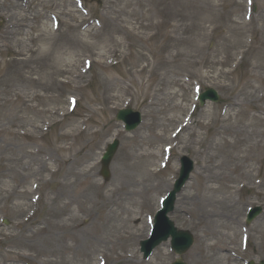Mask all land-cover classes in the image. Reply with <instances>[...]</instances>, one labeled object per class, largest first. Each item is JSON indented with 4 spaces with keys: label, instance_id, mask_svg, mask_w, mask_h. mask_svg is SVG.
Masks as SVG:
<instances>
[{
    "label": "rangeland",
    "instance_id": "rangeland-1",
    "mask_svg": "<svg viewBox=\"0 0 264 264\" xmlns=\"http://www.w3.org/2000/svg\"><path fill=\"white\" fill-rule=\"evenodd\" d=\"M124 1L81 0L80 4L78 0H0V34L5 25L4 13L15 3L30 11L28 22L38 27L35 34L41 33L38 41L30 42L19 30L10 44L0 45V264L60 261L96 264L97 254H104L105 264H169L177 257L169 240L158 245L147 260L142 257L139 242L148 236L147 218L153 217L159 197L171 189L178 175L179 159L184 155L193 160L194 169L169 214L178 229L188 230L194 237L193 244L181 256L183 260L187 264H261L264 262V146L261 148L264 0H155L151 10L153 25L140 30V34L123 33L121 28H129L126 21H135L130 14L132 9L141 21L152 0H130L129 6ZM76 7L88 13L89 25L99 32L97 37L83 35L82 28L74 26L80 16ZM106 7L117 14L121 9L124 22L120 25L110 22L113 14H105ZM64 8L71 14L62 13ZM51 13L60 19L58 28L51 22ZM34 14L39 16L32 19ZM176 36L186 39L172 47ZM111 39L121 45L108 52ZM19 40H25L36 51H26ZM89 53L92 63L88 67L83 58ZM69 60L74 62L73 66H66ZM144 64L145 69L139 71ZM76 68L78 74L71 75ZM198 87L214 88L219 101H206L199 106L195 101ZM70 95L77 98L73 111L68 109ZM178 104L180 107L174 110ZM124 107L141 114V123L130 132L123 129L121 121L115 120L117 110ZM192 109L195 120L192 127L200 135V144L191 143L194 135L186 131L169 152L166 167L150 178L140 168L130 166L137 160L135 156L131 158L129 148L133 138V153H139V148L148 151L151 145L156 155L146 166L154 171L159 169V161L167 156L164 152L162 157V146L171 141L164 138L143 145L141 138L158 133L168 136ZM208 112L212 113L210 118ZM223 118L226 120L222 121ZM199 121L205 123L203 128L197 126ZM63 132L73 136L63 141ZM113 138L119 140V146L109 165L110 178L104 181L99 174V159ZM224 140L234 145L220 148ZM37 148L51 155L54 162H50V167L57 171L40 172L36 179L38 188L33 191L35 181L25 177L24 168L30 159L27 151ZM85 153L88 161L84 163L81 158ZM74 159L81 160L74 170L83 173L91 169L94 180L101 185L100 193L113 198L121 192L124 198V210L113 204L115 216L105 229L104 242L99 244L95 255L92 241L83 238L47 241L34 234L37 228L46 227L58 235L63 230L57 224L73 222L69 210L57 213L64 200L57 204L53 196ZM222 162L225 165L220 169L208 171ZM199 170L205 175L229 176L213 184L224 190L203 193L210 211L223 199L227 205L235 204L230 208L236 222L230 224L224 217L214 218L215 235L205 234L203 224L199 227L190 216L188 208L192 202L184 199L183 207L178 208L184 195L196 193L197 183H203L204 178L197 177ZM82 181L78 179L68 188V197L82 198L91 208L90 215L103 221L110 205L100 210L103 194L83 189ZM24 190L29 191L26 200L21 194ZM257 205L263 211L245 224L248 207ZM50 207L55 213L47 221ZM72 209L79 214L76 205ZM80 220L86 222L87 218L82 216ZM242 229H248L250 234L246 249L239 242ZM115 231L128 238L114 246L112 241H106V236ZM223 234L228 237L229 241L225 239L228 247L234 248L241 260L230 263L232 260L220 258V253L213 255L209 245L215 239L211 237ZM231 235L234 242L232 237L229 239Z\"/></svg>",
    "mask_w": 264,
    "mask_h": 264
},
{
    "label": "bare ground",
    "instance_id": "bare-ground-1",
    "mask_svg": "<svg viewBox=\"0 0 264 264\" xmlns=\"http://www.w3.org/2000/svg\"><path fill=\"white\" fill-rule=\"evenodd\" d=\"M108 0H105V3H107ZM156 1L152 0V5L151 8H147L144 13H142L141 17L142 20L144 21H139L136 17V12L134 9L130 10V14L134 15V22L132 21H126L125 23H127L129 25V28L126 27H122L118 26L117 30H119L121 28V31L123 33L128 32L129 34H131V32L134 33V31L137 34L142 33L140 30H146L152 27V20L154 17V14L151 13V10L153 9V5ZM124 5L125 6H129L131 5V1L130 0H125L124 1ZM143 6V4H142ZM73 11V10H72ZM78 12H80V10L77 9ZM105 14L109 15L110 13L113 14V16H111L112 19H110V22H112L115 25H118L121 22H124L122 20V15H123V11L121 9H119V12L117 14L116 11L112 10L110 7H106L105 8ZM62 13H65L66 15L71 14L70 10H62ZM30 11L26 12V10L21 8V5L19 4H12V6L10 7V9L8 10V12L4 13V20H5V25L1 31L0 34V45L2 46H7L8 44H10L11 41L14 40L15 36L18 34V31H22L24 33V37L26 39V41H30V42H36L38 41V39L41 37V33L35 34L34 32L36 30H38L36 28V26L31 25L28 20H30ZM35 16L32 17V19L36 18L37 16H39L38 14H34ZM109 18V17H108ZM76 25L74 24L75 27H81L82 29H80V31H82L83 35L86 36H90V35H94V37H97L99 32L97 30H95L91 25H88V18L84 17L81 13L80 16L77 18L76 20ZM120 25V24H119ZM125 26V25H122ZM176 26V25H175ZM177 30V28H175ZM114 31H116L114 29ZM140 36V35H139ZM145 37H150V35H147ZM79 38V37H78ZM186 38L181 37V36H176L174 38L172 47L180 44L181 42L185 41ZM18 41V40H17ZM19 42L21 43V46L23 47V49H25L26 51H31L34 52L36 50H33L32 47H30V45H27V43L25 42V40H19ZM111 44L108 47L107 51H115V49L117 48V46L121 45L120 41L118 40H114L111 39ZM1 51V49H0ZM114 53V52H112ZM91 55V53H89L87 56L89 57ZM42 56V55H40ZM25 60H28L27 58H25ZM73 66L74 62L72 60H69L68 63H66V66ZM147 64H144L143 66L140 67L139 71H143L145 69ZM78 68H76L75 71H72L70 74L73 76H76L78 74ZM153 70V69H152ZM151 70V71H152ZM66 72V71H65ZM232 106V104H231ZM178 107H180V104L175 105L173 107V109H178ZM207 116L210 118L212 116V113L208 112ZM226 118H223L222 121H225ZM259 122H261V119L259 117ZM178 122V121H177ZM195 123V120H193L192 114L190 115V117H188L187 119L184 120L183 124L179 126L178 131L171 135V136H164L162 133H158V134H152L149 135V137H142L141 138V142L144 144H149V142H153V141H158L160 139H168L170 141H176L177 144L180 143V139L181 136L186 133V131H188V134H193L194 138L192 139L191 143H197L200 144L201 140H200V135L196 134L195 130H193L192 125ZM178 124V123H177ZM205 125V123L203 121H199L197 123V126L199 128H203V126ZM224 131H230V129L228 128H223ZM223 131V132H224ZM182 133V134H181ZM178 134L179 138H176V136ZM261 134L264 136V132H261ZM73 135L70 134L69 132H63L61 134V138L63 141H66L68 139V137H72ZM199 138V139H198ZM154 139V140H153ZM198 139V140H197ZM73 140V138H72ZM134 139L132 138L130 142V150H132L131 152V158H133L134 156L136 157V162L135 163H131L130 166H134L135 168H140L142 170V172H144L145 176L150 178L151 176L154 175L155 171L154 170H150L147 168L146 165H149L152 163V161L154 160V157L156 155V153L153 150V147L151 145H149V149L148 151L144 150L143 148H139L141 151L137 154L133 153V147L135 145ZM73 143H71L72 145ZM176 144V145H177ZM234 145V143L229 142L228 140H224V142L220 145V148L223 147H232ZM264 145H261V148H263ZM71 146L67 147L68 149H70ZM200 150V147L199 149ZM86 156L84 158H81L82 161L85 163L86 161H88V157H87V153H85ZM27 155L29 156V162L28 164L26 163V167L24 168V171H27V173L25 174V177H32L34 179V184H33V191L35 190V188L37 187V181L36 179L39 178V173L43 172V171H50L52 172L51 174H54L56 172V169H51L50 165L52 163L50 162H54V159L51 157L50 154H48L47 152H45L43 149L41 148H37L34 151H27ZM66 162V160H65ZM79 164H81V160H73L71 161L69 165V168L67 169V174H65L63 181L61 182V185L58 189V191H56L54 193L53 199L56 201L57 204H59L58 202H62V200H64V202L62 203V205H60L56 211L57 213H64V211L69 210L70 212V216H71V221H73L72 223H62V224H57L56 226H58L59 228H61L63 230L62 233L55 235L53 234L48 228L46 227H39L36 229V231L34 232V234H36L38 237H41L42 240H47V241H53V240H57L59 238H63V239H69V240H73V239H81L83 238L84 240L88 241H92L94 242L93 244V253L94 255L98 253L99 251V244L104 242L102 240V235L104 234L105 229L111 224V222L113 221V217L115 216V214L113 213V204L116 203L117 208L121 211L124 210L125 208L123 207V201L124 198H122V193H115V189L112 192V194H114L113 198H110L109 195L100 193L101 185L99 183H97L94 180V175L91 172L90 168H87L84 170L83 173L78 172L75 169L76 166H78ZM223 165H225L224 162L222 163H218L217 165H214L213 167H211L208 171H212V170H216V169H220ZM241 175V174H240ZM239 175V177H241ZM17 177V174H15V178ZM197 177L200 180L201 178H204L203 183H200V181L197 183L196 187V193L193 194H186L184 195V197L182 198L181 203L178 204V208L183 207V201L184 199L192 202L191 207L188 208L189 212H190V216L197 221V225L200 227L202 224L204 226V232L205 234L210 235H215V232L212 228L213 226V219L214 218H225L226 222L230 223V224H234L236 221L233 218V211L231 213V210L233 208H230L231 206H234L235 204L233 202H231V204L227 205L226 204V199H223L222 201L219 202V206L214 208V211H210L207 209L208 206V202H206V196L203 194L205 191H219L220 189H223L221 186H215L213 185L216 181H221V180H227L228 179V175H225L223 173H219V174H213V175H205L203 174L202 170L197 171ZM78 179H83L82 181V185H83V189L85 190H91L93 191L96 195L99 194H103L102 197L103 199L101 200V206H99L98 208L100 210H102L104 208V205H110L108 212L103 215V221H100L98 218H94L90 215V210L91 208L87 207L85 205V201L80 198L79 196H74V197H68L67 193H68V188L74 184L76 181H78ZM71 180L73 182H71ZM32 182V183H33ZM227 190H229L228 187H225ZM222 190V191H223ZM16 191V190H15ZM21 194H23L22 196L24 197V199H27V194H29V191L24 190ZM26 205V202H25ZM76 205L77 208V212L80 214L76 215L75 213H73V209L72 206ZM184 209L186 210V208L184 207ZM186 210V211H188ZM222 212H219V211ZM55 211H52V207H50V210L48 211L47 214V221L50 220L51 216L54 215ZM85 216L87 218L86 222L81 221V217ZM121 218V214H119V216L117 217V222L120 220ZM76 220H80L79 222L75 223ZM75 221V222H74ZM132 234V233H130ZM43 235V236H41ZM33 236V234H32ZM234 236V234H233ZM115 239H111V238ZM128 236L125 235L124 233H120L118 231H115L113 233H111L110 235L106 236V241H112V245H116L117 243L123 241V239ZM224 237V238H223ZM232 237V235L229 237V239ZM250 237V235H249ZM213 239H215V241L213 243H211L209 245L210 248H212L214 250L213 255H217L220 253V258H224L226 261H231L230 263H234L237 260V255L233 254L236 253V250H234V248L228 247V244H226L225 239H227L228 237L223 235H220V237L218 238H214L211 237ZM228 240V239H227ZM231 240V239H230ZM229 241V240H228ZM232 241L234 242V237H232ZM241 241V237L239 242ZM76 249V248H74ZM70 251L73 250V246H71L69 248ZM224 252V253H222ZM237 259V260H236ZM95 260H97V257L95 258ZM59 264H65V261L63 262H59Z\"/></svg>",
    "mask_w": 264,
    "mask_h": 264
},
{
    "label": "water",
    "instance_id": "water-1",
    "mask_svg": "<svg viewBox=\"0 0 264 264\" xmlns=\"http://www.w3.org/2000/svg\"><path fill=\"white\" fill-rule=\"evenodd\" d=\"M208 93V92H207ZM203 93L201 96V99L203 100L205 97L209 96L213 100H217L218 96L215 91L210 90L209 93ZM118 119H123L126 122H128V128H133L136 126V124L139 121L138 113H133L130 110L126 111H120L117 116ZM118 145V142L115 141L112 144H109L106 152L102 156V170L101 173L104 176V178H108L109 172H108V163L111 160L116 147ZM192 169V162L189 161L186 158H183V166L181 169V174L179 179L176 182L175 188L170 194V196L166 199L164 202V208L158 213L155 220V227L153 230V235L149 242H142L141 243V250L144 251V256L146 257L151 249L159 244L162 240H166L168 236L172 237V247L175 249V251L179 254L183 253L192 243V236L186 232L181 230H176V228L173 226V223L168 221L165 217L166 213L170 211L173 207V200H174V194L176 191L179 190L180 186L185 182V180L188 178V174L190 170ZM259 208H255L251 214V218L254 217L258 212ZM172 264H184L180 259H177Z\"/></svg>",
    "mask_w": 264,
    "mask_h": 264
}]
</instances>
